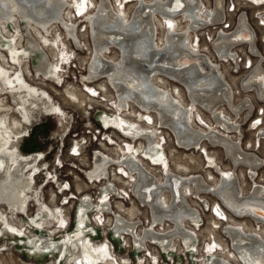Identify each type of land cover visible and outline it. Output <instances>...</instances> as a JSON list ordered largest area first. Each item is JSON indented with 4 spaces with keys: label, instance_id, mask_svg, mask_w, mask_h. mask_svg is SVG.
Masks as SVG:
<instances>
[{
    "label": "bare ground",
    "instance_id": "1",
    "mask_svg": "<svg viewBox=\"0 0 264 264\" xmlns=\"http://www.w3.org/2000/svg\"><path fill=\"white\" fill-rule=\"evenodd\" d=\"M88 1L79 0L74 4L76 17L84 19L86 23L90 44L89 65L87 64L86 73L82 77L86 81L83 84L87 88L97 83L104 92L105 83L111 91L113 111L110 114L105 111L99 113L98 120L103 127L127 141L124 156L122 154L117 159H111L105 153L94 152L85 176L94 183H102L99 199L95 201L88 193L82 195L77 200L79 204L74 207L73 216L71 215V227L57 232L56 234H60L58 239L54 237L56 234L43 233L41 230L40 226L44 221L42 213H34L30 218H25V225L34 231L31 238L7 224L0 215V222L7 224L0 227V238L6 239V235H11L26 249L28 255L42 259L46 256L53 258L54 264H102L104 255L93 246L90 238L99 235V226L95 219L92 221L91 216L101 215L112 228L108 234L117 245L127 236L131 240L134 256L140 255L146 249V244H149L157 248L159 253L163 252L165 260L170 259L172 263L166 261L168 264H174L180 260L181 255L174 249L173 243L186 256L188 252L194 258L197 252L194 229L200 225L201 214L192 208L189 201L195 200L202 210L207 207L208 211L211 209V212L215 211L220 217L216 218L212 212V218L219 221L226 219L233 224L222 228L228 238V244L222 249L225 256H204V259L207 258L203 264H264V188L254 179L255 174L258 177L264 161L242 146L240 136L236 139L234 137L239 134L240 128V124L236 123L238 120L233 121L240 112L237 103L241 107L245 102L248 105V113L241 115L240 122L248 120L252 103L243 101L242 98L234 103L229 86L219 78L217 65L210 61L207 54L198 52L193 47L192 32L205 25L207 19L203 15L210 17L211 21L221 19L220 0L212 13L198 9L196 0H119L116 11L112 0H94L92 10L87 11L90 5ZM251 1L258 5L264 0ZM68 5L67 0H0V59L7 61L6 66L0 62L4 71L17 73V69L12 68L9 61L16 66L22 60H27L29 65L36 59L32 70L53 85L58 82V66L52 67L53 64L35 32L38 31L44 38L39 37L46 40L49 38L45 35L51 36V28H58L64 31V34H55L61 36L62 44L68 39L76 51L81 49L77 26L64 18ZM130 5L131 11L125 13L126 7ZM14 23L18 24L19 31L10 32L12 34L5 37V29L7 26L12 27ZM246 27L247 24L241 20L234 34H220L216 38L213 46L219 57L224 58L231 46L241 41L243 36L240 34ZM245 34L246 32L244 36ZM21 39L24 40L23 43H20ZM111 50L116 52L115 60L108 57ZM29 69L32 72L30 67ZM262 76V69L256 67L244 83L246 87L253 85L257 101L262 104L259 110L264 107V82L260 81ZM159 77L182 88L183 95L174 97L159 89L155 83ZM16 80L23 83L19 74L16 75ZM75 93L67 92L71 100L82 104L83 100L80 101ZM13 105L23 112L21 101L13 99ZM222 106L226 111H233V117H228L227 112L222 111ZM130 107L137 109L142 124L146 125L153 118L154 128L135 124L126 118L124 113ZM18 126L14 119L13 129L18 131ZM59 127L63 128L61 124ZM220 127L224 130H220ZM157 130L170 134L176 147L184 152H193L202 144L209 149H221L230 163L229 171L216 170L217 177L207 171L206 180L211 185L201 175L187 177L189 169L179 164H176V173L179 175L168 171L163 165L166 155L158 142ZM258 130L261 128L255 129V135ZM11 132L0 122V209L3 207L24 214L25 206L20 190L27 178L33 179L39 172L38 165L42 156L34 154L24 157L19 154L17 142L12 141ZM74 147L77 151V146ZM211 162L210 160L209 163ZM146 163L149 168L163 165V173L146 168ZM113 167L133 180L124 189L128 187L132 200H136L137 205L147 210L148 224L144 230L141 229L139 235V223H135L138 218L127 220L113 211L111 196L119 198V190L110 177ZM237 168H244V177L249 182L254 179L247 194H244L240 186L235 171ZM113 177L119 184H125L117 176ZM241 180L243 185L244 179L240 178ZM68 188L66 185L65 190ZM201 194H212L219 202L211 204ZM65 201L67 203L68 200ZM134 209L135 207L126 209L119 206L121 213L134 215ZM94 212L96 214L91 215ZM236 219H248L253 224L263 226L261 233L256 234L255 230H250L247 225L243 226L242 221ZM216 227L217 223L213 220L207 229L208 236L214 233ZM109 240L108 237L107 241ZM217 244L215 242V246H219ZM121 263L127 264V261L123 260Z\"/></svg>",
    "mask_w": 264,
    "mask_h": 264
},
{
    "label": "rangeland",
    "instance_id": "2",
    "mask_svg": "<svg viewBox=\"0 0 264 264\" xmlns=\"http://www.w3.org/2000/svg\"><path fill=\"white\" fill-rule=\"evenodd\" d=\"M67 1L69 5L64 12V18L65 21H69V23L72 22L77 26L81 49L76 51L68 39L62 44V40H60L61 36L58 34L55 36V34L56 32L64 34V31L58 28H51V36L45 35L49 38L46 40L40 38L43 36L40 35L38 31L35 32L39 43L43 44L44 51L47 53L50 63L53 64L52 67L56 68L58 66L59 80L55 82V85L45 81L44 78H41L42 76H39L38 73L32 70L36 59L32 60L29 65L27 64V60H22L21 63L16 66L12 61H9L12 68L17 69V73L15 74H12L13 71L11 72V70L10 72L4 71L5 69L2 67V64L6 66L5 63H7V61L2 58L0 59L2 63H0V122L4 124L8 131H12V141L18 143L17 152L19 154L24 157H30L34 154H40L42 156L38 165L39 172L36 173L33 179L27 178L20 190L21 199L25 206V213H21L23 216L10 209H4L3 207L0 209V215L4 217L5 222L21 231L28 238L33 236L34 231L25 225V218H30L34 213H42L44 215V221L40 226L43 233L54 235L57 232L67 230L69 226L71 227V215L73 216L74 207L76 208L79 204L77 200L87 193L93 196L95 201L99 199L98 194L102 183H94L85 176L86 171L91 166V156L94 155V152H102L111 159H117L122 154V157L124 156L127 146V141L125 142L124 138H121L114 131L106 129V127L99 124V113L105 111L110 114L113 111L112 93L105 83H103L105 86L104 92L97 83L91 84L87 86V88L83 84V82L86 81L83 80L82 77L86 73V66L87 64L89 65L88 61L90 57V44L87 36L86 23L84 19H80L75 15L76 10L74 4L79 0ZM118 1L119 0H117V2L112 0V6L115 11L118 6ZM88 2L90 5L87 11H90L92 10L91 5L94 4V0H89ZM131 9V5L127 6L125 13H129ZM7 27L8 28H6L4 32L5 37H9L12 33L19 31L17 23H14L12 27ZM19 37L20 34H18V38ZM160 39L161 33L159 32V42ZM23 41L24 40L21 39L20 43H23ZM108 57L115 60L117 57L116 52L111 50L108 53ZM29 67L33 73L30 72ZM7 69H10V67L7 66ZM17 74L22 76L23 83L16 80ZM155 83L159 89L168 92L171 96L177 97L179 94L183 95L182 88L163 78L159 77ZM68 91L73 93L76 92L75 94L80 98L79 100H83L82 104L71 100L67 94ZM13 99L21 101L23 104V112L17 110L13 105ZM260 107L261 106L256 108V110ZM56 109L58 111H56ZM194 110H196V108H194ZM137 113L136 108L130 107L129 111L124 113V116L135 124L138 123L142 126L154 128L155 122L153 118L151 122L145 125L142 124L143 122H140L142 119ZM14 119H16L19 124L18 131L13 129ZM60 124L63 126L64 131L62 127H59ZM260 128L262 129V127ZM239 130L240 133L234 136L235 139L239 138V136L242 138L244 134V141L243 139L241 140L242 146L248 148L250 152L264 161V141L260 144L259 141L256 143V140H254L252 143L253 138L255 139L256 131H253V137L250 132L242 134V127H240ZM169 135L165 131L157 130V136L159 137L158 142L164 149L166 155L163 165L168 171L176 173V164H179L189 169L190 173L187 177L201 175L205 180L207 178V171L213 176H216V170H221L222 172L229 171L230 163L221 149H209L207 146L205 147V144H202L199 149L193 152H184L176 147ZM258 143L260 144L259 147L256 145ZM74 146H77V151L74 150ZM210 160L212 161L211 163H209ZM144 165L146 168L148 167L147 163ZM163 165L152 168L155 171L163 173V171H161ZM113 168L114 170L110 172L111 182L114 183L119 190V198L111 196L110 199L113 211L115 214L122 215L125 219L127 218V220L138 218L135 223H139L137 227V235H139L142 231L141 229L144 230L148 224L146 218L148 217L147 210L145 207L137 205L138 202H136V200H132L130 196L132 194L128 193V187L124 189L127 184H130L133 180L126 178L118 168ZM235 171L237 172L240 186L244 194H247L253 182H249L245 179L244 168H237ZM113 176L122 179V182L125 183L123 184L124 186L119 184ZM157 176L160 177V174L157 173ZM258 177L255 178L256 183L262 185L264 188L263 170L258 171ZM240 178L244 179L243 185V180L240 181ZM215 181L216 180H214V182ZM208 184L210 183L208 182ZM66 185L69 186L68 190H65ZM201 197L206 198L211 204H213V202H219L212 194L209 196L207 194H201ZM66 199L68 200L67 203L65 201ZM189 201L192 208L196 209L199 214H201L200 225L194 229L197 239V252H195L194 260L193 256H189L188 252H186V256L185 252H181L178 245L173 243V245H175L174 249L178 250L179 255H181L180 260L174 264H186L185 262H187V264H203L204 260L207 258L205 257L204 259V256L224 257L225 255H223L224 252L222 249L224 245L228 244V238L225 235L224 229L228 224H233L226 219L224 220L225 222H223L212 218L211 209L209 211H206V208L202 210L198 201ZM76 202L77 205L75 206ZM119 206L126 209L135 207L134 210H136V213L134 215L126 212L121 213L119 211ZM92 214L95 215L96 213L94 212L91 213V215ZM131 215L134 217H131ZM227 215L230 216L229 214ZM91 219L92 221L95 219V222L99 226L97 227L99 235L92 239V244L104 255L102 264H122L121 262L123 260H126L127 264H168L167 262L170 261V259L165 260L163 258V252L159 253L157 248L149 244H146V249H143L140 255L134 256L131 250V240L129 237L124 236V241L122 239L119 245H117V243L112 240L111 235L108 234L112 228L110 229L109 224L106 223V218L98 215L95 217L91 216ZM213 220L217 223L218 228L216 227L213 231L214 233L208 236L207 229ZM236 220L242 221L243 226L247 225V228L250 230H255L256 234H260L262 231L261 227L263 226L253 224L251 220ZM5 222L1 221L0 227H5L7 225L4 224ZM223 227L224 229H222ZM166 228L167 226L165 229ZM54 237L58 239L60 234H56ZM108 237L110 239L109 241H107ZM4 239V237L0 238V264H54L53 258H50V260L47 256L42 259L28 255L26 249L22 247L13 236L6 235V239ZM215 242H217L219 246H215Z\"/></svg>",
    "mask_w": 264,
    "mask_h": 264
},
{
    "label": "built area",
    "instance_id": "3",
    "mask_svg": "<svg viewBox=\"0 0 264 264\" xmlns=\"http://www.w3.org/2000/svg\"><path fill=\"white\" fill-rule=\"evenodd\" d=\"M198 2V9L208 10L213 12L218 0H196ZM221 3V19L218 21L209 20L210 17L203 15L206 18L205 25L200 26L192 32L194 35L193 47L198 52L207 54L210 61L217 65L219 71V78L229 86L231 91L232 101L237 102L239 99L243 101L248 100L252 105V111L246 122L241 121L240 127H242V134L250 132L253 136V131L256 128L262 127L258 130L254 140L260 144L264 141V107L261 110H256L259 106H262L257 102V94L253 85L248 87L244 86L245 81L253 70L258 67L262 69L264 73V1L256 5L251 0H220ZM205 13V12H202ZM201 13V14H202ZM243 20L247 27L242 31L240 36L241 41L234 43L227 55L224 58L219 57L213 46L214 41L220 34L232 35L237 31L239 21ZM244 32H246L244 36ZM191 40V35L189 41ZM260 78V77H258ZM260 81L264 82V76L260 78ZM237 103V107H240L238 116L235 117L234 122L241 120V115H246L248 112V105L245 102L244 106H240ZM257 106V107H256ZM224 113L227 112L228 117H232L234 112L226 111L224 106L221 107ZM259 117V120L254 118ZM251 121V122H250ZM256 123V125L254 124ZM242 124V125H241ZM220 130H224L220 127ZM254 137V136H253ZM244 141V134L242 136ZM256 144L257 147L260 145ZM257 174L254 175V179ZM250 179V178H249ZM253 179V180H254ZM253 180H250L251 182ZM259 180V177H258ZM202 203V202H200ZM222 207H224L222 205ZM208 211V208L205 209ZM215 217L219 215L212 211ZM223 222H225L222 219ZM93 239L94 237H90Z\"/></svg>",
    "mask_w": 264,
    "mask_h": 264
},
{
    "label": "flooded vegetation",
    "instance_id": "4",
    "mask_svg": "<svg viewBox=\"0 0 264 264\" xmlns=\"http://www.w3.org/2000/svg\"><path fill=\"white\" fill-rule=\"evenodd\" d=\"M233 117V116H232ZM229 120V118L227 119V121ZM233 121H234V118H233ZM240 121L236 122L237 124H239ZM228 123V122H227ZM238 133H240V130L238 131ZM18 144V143H17ZM264 169V165H263V168L261 170Z\"/></svg>",
    "mask_w": 264,
    "mask_h": 264
}]
</instances>
